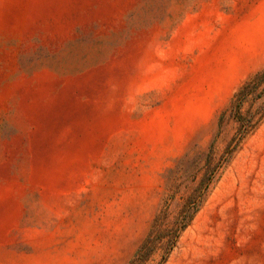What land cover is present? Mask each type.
Segmentation results:
<instances>
[{"label": "rangeland", "instance_id": "obj_1", "mask_svg": "<svg viewBox=\"0 0 264 264\" xmlns=\"http://www.w3.org/2000/svg\"><path fill=\"white\" fill-rule=\"evenodd\" d=\"M262 70L264 0H0V264H132L215 171L144 264H264V117L226 160Z\"/></svg>", "mask_w": 264, "mask_h": 264}, {"label": "trees", "instance_id": "obj_2", "mask_svg": "<svg viewBox=\"0 0 264 264\" xmlns=\"http://www.w3.org/2000/svg\"><path fill=\"white\" fill-rule=\"evenodd\" d=\"M245 106H247L246 109H244ZM230 115L237 124V131L231 141L233 144L229 145L226 160L264 117V70L256 73L239 87L232 98ZM215 174L216 171L211 172L210 177L203 181L204 187L189 197L175 216L171 217L169 210L173 195L164 200L132 264H144L159 249L163 251V262L166 260L180 234L190 225L199 211Z\"/></svg>", "mask_w": 264, "mask_h": 264}]
</instances>
